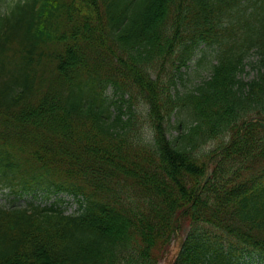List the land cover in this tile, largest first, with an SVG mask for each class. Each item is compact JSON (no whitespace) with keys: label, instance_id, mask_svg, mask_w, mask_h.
I'll list each match as a JSON object with an SVG mask.
<instances>
[{"label":"trees","instance_id":"trees-1","mask_svg":"<svg viewBox=\"0 0 264 264\" xmlns=\"http://www.w3.org/2000/svg\"><path fill=\"white\" fill-rule=\"evenodd\" d=\"M4 190L0 264H264V0H0Z\"/></svg>","mask_w":264,"mask_h":264},{"label":"rangeland","instance_id":"rangeland-1","mask_svg":"<svg viewBox=\"0 0 264 264\" xmlns=\"http://www.w3.org/2000/svg\"><path fill=\"white\" fill-rule=\"evenodd\" d=\"M192 65L194 66L195 63H192ZM199 73H200V75L197 76L196 78H194L196 76V73L193 71V68H191L190 70L187 71V75L188 76H186V79L184 81V88L185 89L193 88L195 86V84H198L200 82L201 78L206 77L208 75V71L205 69V67L201 68V71ZM252 75H253V70L248 67L246 69V72H245V75H244V79H249V78L252 77ZM7 194H8V192H6V191L0 193V206H2V205L8 206L9 205L8 200H10L11 198ZM30 198L31 197H29V199ZM52 200H53L52 198H49L48 199V203L52 202ZM39 202H40V200H39ZM15 205L24 206L25 205V200L21 199V200L15 202ZM76 206L77 205L75 203L68 205L67 209H66L67 212L68 213L74 212ZM186 230H188V228L185 227L183 229V234L179 235V237L176 239V241H175V243H174V245L172 247V252L169 254V257L164 262H162L161 264H170L172 262V260L176 256L177 250L180 247V244L182 242V239L184 237V234H185Z\"/></svg>","mask_w":264,"mask_h":264}]
</instances>
